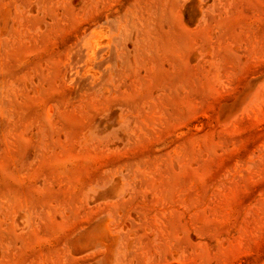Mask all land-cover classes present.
I'll return each mask as SVG.
<instances>
[{"label": "rangeland", "instance_id": "1", "mask_svg": "<svg viewBox=\"0 0 264 264\" xmlns=\"http://www.w3.org/2000/svg\"><path fill=\"white\" fill-rule=\"evenodd\" d=\"M0 264H264V0H0Z\"/></svg>", "mask_w": 264, "mask_h": 264}]
</instances>
